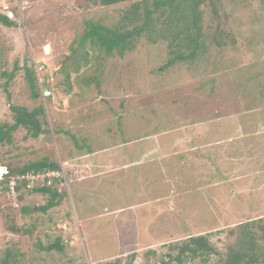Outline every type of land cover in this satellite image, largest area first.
<instances>
[{
  "label": "rangeland",
  "instance_id": "obj_1",
  "mask_svg": "<svg viewBox=\"0 0 264 264\" xmlns=\"http://www.w3.org/2000/svg\"><path fill=\"white\" fill-rule=\"evenodd\" d=\"M1 2L16 9L20 25H0V72L25 58L33 62L49 134L32 139L19 128L12 144H0V160L24 164L49 156L70 171L53 184L60 204L45 213L38 206L48 195L23 190L18 200L0 193V252L18 248L25 264H106L117 257L124 264L136 252L132 264H159L145 251L163 256L171 242L211 233L224 252L234 239L231 228L264 219V101L253 90L264 84V0H222L236 44L191 70L186 64L163 68L165 43L141 39L121 57L102 53L96 64L90 59L78 74L71 72L69 92L57 71L84 21L111 24L126 3ZM256 46L261 61H251ZM235 49L241 59L230 65ZM96 73L98 86L86 84ZM5 80L0 76V122L12 121L10 103L32 105L23 70L10 82V98ZM52 128L75 139L58 137ZM76 140L86 147L76 149ZM11 224L31 227L32 234L11 232ZM56 236L64 252L36 245ZM219 258L212 255L206 264H222Z\"/></svg>",
  "mask_w": 264,
  "mask_h": 264
},
{
  "label": "trees",
  "instance_id": "obj_2",
  "mask_svg": "<svg viewBox=\"0 0 264 264\" xmlns=\"http://www.w3.org/2000/svg\"><path fill=\"white\" fill-rule=\"evenodd\" d=\"M92 2L105 7L125 3L126 5L120 8L118 18L111 24L92 19L84 21L83 32L73 42L75 46L71 47L70 53L64 56L57 71L63 76L62 82L67 92L73 86L71 72L78 74L80 67L88 65L90 59L96 64L95 60H98L102 53L104 57L113 56L114 53L121 57L126 52L135 50L141 39L150 43H165L168 56L163 68L186 64L190 70L198 66L199 62L204 63L205 59H211L221 50L233 48L236 44L235 36L228 31L229 18L228 13L224 11L222 0H92ZM10 10L13 14L12 18L0 9V25L19 26L20 23H17L15 18L16 9L12 7ZM228 45L231 47H226ZM256 47L257 49L250 55L251 61H261L259 48ZM238 49H235L234 53L236 60L232 57L233 61L230 65L241 59ZM206 67L208 66L205 65ZM20 69L24 71L32 105L29 107L9 104L12 121L0 122V144H12L14 133L19 128H24L26 135L32 139L40 136L46 139L49 134L45 107L41 103L42 89L38 84L34 64L33 62L30 64L28 58H25L23 65H18L16 62L12 71L0 72L1 77H6L2 84L6 96L10 98V82L16 71ZM93 81L98 86L100 81L97 73L95 77H88L86 84ZM253 90L263 97L264 101V84L261 86L258 84ZM126 98V94L121 96L122 105ZM52 132L59 135L58 137L65 134L75 139V135L68 130L52 128ZM74 147L79 150L85 148L86 142L78 140L77 143L76 140ZM87 153L91 154L92 150ZM0 167L4 170L0 176V193L5 192L10 197L13 195L10 183L14 177L13 190L18 200L22 199V191L26 190L28 193L48 195L46 202L38 206V210L43 213L60 204L62 194L53 184H58L70 171L68 167H61L60 160L49 156L29 160L24 164L0 160ZM48 171L57 173L64 171V174L49 178L46 176ZM26 174L38 175V179L30 183V180L24 176ZM30 210L29 207H22L24 212ZM9 230L24 235L32 234L31 227L23 228L14 224L9 226ZM210 235L211 233L190 235L180 241L171 242L163 256L157 255L152 248L145 251L144 255L155 258L159 264H206L212 255L220 256L219 261L222 264H264L263 218L246 220L231 228L228 236H233L234 239L226 244L224 252L217 250L210 240ZM36 245L45 252L52 250L64 252V245L58 236L44 245L38 240ZM135 253L133 252L124 264H132ZM24 258L25 252L18 248L6 246L0 252V264H25ZM120 258L117 257L106 264H121Z\"/></svg>",
  "mask_w": 264,
  "mask_h": 264
},
{
  "label": "built area",
  "instance_id": "obj_3",
  "mask_svg": "<svg viewBox=\"0 0 264 264\" xmlns=\"http://www.w3.org/2000/svg\"><path fill=\"white\" fill-rule=\"evenodd\" d=\"M0 9L7 11L8 15L10 17H12V13L10 12L9 7L6 4H4L3 2H1V0H0ZM62 172L63 171H61L59 173H57V172H51L50 175H59L60 176ZM50 175L49 174H46V176H50ZM41 177H44V176H41ZM25 178L29 179L31 182H34V180L38 179V175L26 174L25 175ZM14 179L15 178L13 177L12 180H11V183H10L11 193H13V194L15 193L14 190H13ZM48 183H50V181H48Z\"/></svg>",
  "mask_w": 264,
  "mask_h": 264
},
{
  "label": "clouds",
  "instance_id": "obj_4",
  "mask_svg": "<svg viewBox=\"0 0 264 264\" xmlns=\"http://www.w3.org/2000/svg\"><path fill=\"white\" fill-rule=\"evenodd\" d=\"M8 7H9V6H8ZM2 11H5V10H2ZM5 12H6V14L8 15L7 11H5ZM10 12H11V10H10ZM11 13H12V12H11ZM12 16H13V14H12ZM8 17H10V16L8 15ZM10 18H12V17H10ZM65 163H66V162H65ZM65 163H64V164H65ZM67 163H68V162H67ZM64 164L61 163V167H62V168H64ZM67 165H68V164H67ZM0 168L3 169L2 167H0ZM3 171H4V170H2V172L0 173V176L3 174ZM51 172H55V171H48L47 174L50 175ZM63 174H64V171L61 173V175H63ZM24 176H25V175H24ZM52 176H59V175H50V176H48V177L51 178ZM62 179H63V178H61L60 181H61ZM30 183H33V182L30 181ZM13 186H14V184H13ZM14 194H15V193H14Z\"/></svg>",
  "mask_w": 264,
  "mask_h": 264
},
{
  "label": "water",
  "instance_id": "obj_5",
  "mask_svg": "<svg viewBox=\"0 0 264 264\" xmlns=\"http://www.w3.org/2000/svg\"><path fill=\"white\" fill-rule=\"evenodd\" d=\"M48 48H49V45L46 44L45 47H44V50L47 52ZM46 79H47V77H44L43 78V80H44V82H43V88H44V91H45L44 93L45 94H50V91L48 90L47 85H46V82H45Z\"/></svg>",
  "mask_w": 264,
  "mask_h": 264
},
{
  "label": "crops",
  "instance_id": "obj_6",
  "mask_svg": "<svg viewBox=\"0 0 264 264\" xmlns=\"http://www.w3.org/2000/svg\"><path fill=\"white\" fill-rule=\"evenodd\" d=\"M94 154V153H93Z\"/></svg>",
  "mask_w": 264,
  "mask_h": 264
}]
</instances>
